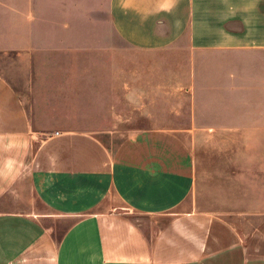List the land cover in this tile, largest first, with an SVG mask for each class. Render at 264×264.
<instances>
[{
	"label": "crops",
	"instance_id": "crops-1",
	"mask_svg": "<svg viewBox=\"0 0 264 264\" xmlns=\"http://www.w3.org/2000/svg\"><path fill=\"white\" fill-rule=\"evenodd\" d=\"M197 130L264 211V0H0V264H264V212H192Z\"/></svg>",
	"mask_w": 264,
	"mask_h": 264
},
{
	"label": "rangeland",
	"instance_id": "rangeland-1",
	"mask_svg": "<svg viewBox=\"0 0 264 264\" xmlns=\"http://www.w3.org/2000/svg\"><path fill=\"white\" fill-rule=\"evenodd\" d=\"M183 104V97H178L176 99L177 113L175 117L177 124L182 126L188 120V114L183 113ZM128 126L131 128L123 131L124 133L132 135L141 131L132 129L133 126L134 128L138 126L135 121L129 122ZM146 126L148 124H145V121L139 124V127ZM196 133L195 140H192L194 143L191 152L193 155V168H195V173L201 175V177L195 178V185L189 202L193 205H191L193 207L192 212L198 214V221H201L203 225L205 221L215 218L227 220L229 223L232 218H240L241 221L248 217L261 218L264 211L247 209V206L251 203L256 205L259 200L261 201V195L255 192L259 190L260 186L254 183L250 186V182L254 179H249L246 176L247 147L243 145L246 142V137H241L239 139L240 144L236 145L233 139H231L233 142H228L222 135H213L215 133L202 135V131L198 130ZM244 134H246V131H244ZM190 135H193V133ZM228 137L232 138V136ZM230 174H240L241 176L231 177ZM232 206L239 208L232 210ZM211 207L216 209H209ZM203 208L208 209L203 210ZM119 210L133 217H139L125 208ZM183 212L182 210L172 211L169 213V217L181 219ZM212 223L218 222L212 221ZM195 228L205 229V226L200 225ZM219 228L220 230L222 228L224 231H229L233 227L230 223V226L221 225ZM245 228L247 227L240 226L241 230Z\"/></svg>",
	"mask_w": 264,
	"mask_h": 264
}]
</instances>
